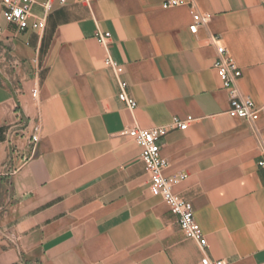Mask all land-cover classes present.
I'll use <instances>...</instances> for the list:
<instances>
[{
  "label": "crops",
  "instance_id": "1",
  "mask_svg": "<svg viewBox=\"0 0 264 264\" xmlns=\"http://www.w3.org/2000/svg\"><path fill=\"white\" fill-rule=\"evenodd\" d=\"M167 1H70L45 16L34 6L37 31L0 17V264H264V0ZM97 30L110 33L133 111ZM219 46L239 96L261 110L255 122L227 113ZM189 116L187 130L172 126ZM162 126L164 174L187 175L174 192L192 204L204 249L152 196L124 133Z\"/></svg>",
  "mask_w": 264,
  "mask_h": 264
},
{
  "label": "built area",
  "instance_id": "2",
  "mask_svg": "<svg viewBox=\"0 0 264 264\" xmlns=\"http://www.w3.org/2000/svg\"><path fill=\"white\" fill-rule=\"evenodd\" d=\"M70 1L81 3H91L97 0H0V17L4 23L16 26L18 31L32 30L37 31L42 27V18L36 16L33 12L34 6H39L43 16L49 14L55 6H63ZM184 4L183 0H169L163 4L164 9L176 7ZM195 23H205L206 19L199 14L193 16ZM190 31H196V24L190 26ZM2 28L0 27V33ZM96 41L106 49L104 66L110 69L115 77L117 86L118 100L130 111L136 108V102L127 92V84L123 80V66L119 65L109 54L108 43L110 39L109 32L97 30L95 33ZM216 58L214 60V69L221 80L222 86L229 92V110L228 115L250 122L259 119L261 110L257 108L254 102L248 98L239 96L234 82L240 77V71L235 62L227 55L225 48L219 46L216 49ZM38 90H32V97H37ZM192 117H187L184 121L174 117L172 126L179 130H187ZM33 134L29 138V144L34 150L38 137ZM168 131L167 127H157L153 129H141L133 127L124 133L132 139L140 148V158L149 174V190L152 196L161 198L168 206L170 212L177 216L179 226L187 239L196 241L204 249L206 247V238L195 220L193 206L174 192V187L186 180L185 173H178L172 176H165L164 172L168 167V161L161 155V140ZM263 153L257 161L259 170L264 173V142L262 143ZM199 264H224L223 261H211L208 257H203Z\"/></svg>",
  "mask_w": 264,
  "mask_h": 264
},
{
  "label": "rangeland",
  "instance_id": "3",
  "mask_svg": "<svg viewBox=\"0 0 264 264\" xmlns=\"http://www.w3.org/2000/svg\"><path fill=\"white\" fill-rule=\"evenodd\" d=\"M1 52H2V48H0V66L2 64V59L4 58V55H5V54H2ZM5 61H7L6 58H5Z\"/></svg>",
  "mask_w": 264,
  "mask_h": 264
}]
</instances>
